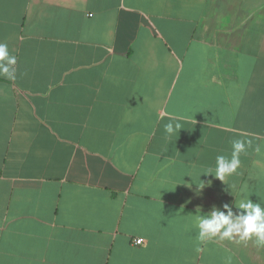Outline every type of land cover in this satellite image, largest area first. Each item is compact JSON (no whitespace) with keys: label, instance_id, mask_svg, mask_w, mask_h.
<instances>
[{"label":"crops","instance_id":"crops-1","mask_svg":"<svg viewBox=\"0 0 264 264\" xmlns=\"http://www.w3.org/2000/svg\"><path fill=\"white\" fill-rule=\"evenodd\" d=\"M0 43V264H264L196 220L264 207V0H0Z\"/></svg>","mask_w":264,"mask_h":264},{"label":"clouds","instance_id":"clouds-1","mask_svg":"<svg viewBox=\"0 0 264 264\" xmlns=\"http://www.w3.org/2000/svg\"><path fill=\"white\" fill-rule=\"evenodd\" d=\"M15 64L16 57L9 53L7 44L0 43V76L14 80ZM178 129L179 125L174 126L172 123L165 125V130L170 135ZM245 150V141L234 140L232 142L231 157L218 155L214 173L208 172L204 175H211L223 182L225 177L232 175L240 167V154ZM260 150L259 147L256 148L257 152H260ZM201 182V186L197 187L198 189H203L206 186L203 181ZM210 184L211 181H208L209 186ZM237 207L242 210L243 214L237 215L235 218H233L230 206L227 204L224 205L227 214L215 208L206 215L198 213L196 220L199 239L219 237L220 239L232 240L238 237L240 241H252L258 247H264V207L248 198L246 200L242 199Z\"/></svg>","mask_w":264,"mask_h":264},{"label":"built area","instance_id":"built-area-1","mask_svg":"<svg viewBox=\"0 0 264 264\" xmlns=\"http://www.w3.org/2000/svg\"><path fill=\"white\" fill-rule=\"evenodd\" d=\"M142 242H143L142 239H137V240L134 241V244L140 245Z\"/></svg>","mask_w":264,"mask_h":264}]
</instances>
